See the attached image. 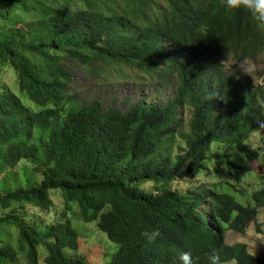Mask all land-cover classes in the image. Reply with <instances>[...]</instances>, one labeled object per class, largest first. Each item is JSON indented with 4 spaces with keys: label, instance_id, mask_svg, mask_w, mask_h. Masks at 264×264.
I'll use <instances>...</instances> for the list:
<instances>
[{
    "label": "trees",
    "instance_id": "obj_1",
    "mask_svg": "<svg viewBox=\"0 0 264 264\" xmlns=\"http://www.w3.org/2000/svg\"><path fill=\"white\" fill-rule=\"evenodd\" d=\"M52 1L58 6L0 0V73L12 67L20 92L0 83V209L10 210L0 216V264L21 256L41 264V247L45 264H89L65 253L79 245L68 220L38 227L26 219L27 206L53 207L54 189L118 246L107 264H179L189 250L208 264L213 249L223 264H264L247 244L227 242L230 229L246 234L258 219L264 187L248 204L205 185L172 189L208 164L242 170L244 158H258L247 143L264 131V68L257 82L239 62L264 66V32L246 13L226 14L222 0ZM64 59L128 68L173 85L174 96L166 105L127 101L126 110L79 103ZM179 109L190 114L185 131ZM145 229L160 238L147 243Z\"/></svg>",
    "mask_w": 264,
    "mask_h": 264
},
{
    "label": "rangeland",
    "instance_id": "obj_2",
    "mask_svg": "<svg viewBox=\"0 0 264 264\" xmlns=\"http://www.w3.org/2000/svg\"><path fill=\"white\" fill-rule=\"evenodd\" d=\"M44 1L46 6H58L56 1ZM28 20H36L34 12L28 17ZM250 63L255 67L253 78L256 79L255 81L261 82V78H257L254 73L263 70V64ZM61 65L66 66L65 59ZM69 65L66 67L71 70L73 78L69 94L75 96L79 103L98 99L105 108L118 107L126 110L131 103H135L140 99H147L151 103L158 102L166 105L174 96L173 85L158 80H149L145 75L125 67H107L91 70L89 67L78 63H69ZM227 67H230V65L228 64ZM0 83L20 93L17 88L16 72L9 65L2 66ZM21 96L27 105H31V101L26 95L22 93ZM127 101L130 104L126 103ZM178 112L179 120L182 121L185 131L187 122L190 119L189 111L179 109ZM247 145L259 155L256 160L249 161L248 165L247 159L244 158L245 161L240 162L243 166L242 170L233 169L231 171L211 163L208 164L209 170H203L194 174L193 177L175 181L172 184V189L184 193L189 190V187L195 190L197 187L205 185V189L215 188L220 192L234 195L243 204H248L252 200L253 194L264 187V179L257 176L264 174V131L254 132ZM28 167H30V164H28ZM144 189L148 192H154V184H146ZM243 195L247 197H243ZM50 197L53 201V207L49 211H42L39 208L27 206L26 219L29 224L45 227L68 220L78 233L79 245L77 250L66 249L65 253L67 256L85 258L89 264L109 263L112 256L117 252L118 246L111 242L104 232L99 230L96 222H84L79 215L77 202H66L62 190H51ZM9 212L10 210L0 209V216L9 214ZM16 238L15 234L14 241ZM227 242L231 245L236 243L247 244L253 255L264 257V208L260 209L258 219L248 227L246 234L230 229L227 234ZM46 255L47 251L44 247H41V264H45ZM19 264H26L22 256ZM225 264L238 263L234 261Z\"/></svg>",
    "mask_w": 264,
    "mask_h": 264
},
{
    "label": "clouds",
    "instance_id": "obj_3",
    "mask_svg": "<svg viewBox=\"0 0 264 264\" xmlns=\"http://www.w3.org/2000/svg\"><path fill=\"white\" fill-rule=\"evenodd\" d=\"M223 8L226 14L234 15L237 13H246L255 29L264 32V0H222ZM239 67L244 74L253 77L255 67L249 62V58L245 57L239 62ZM254 79V78H253ZM259 128H264V120L257 122ZM258 128V129H259ZM141 235L149 244L155 243L161 236L159 229H145ZM208 264H223L220 254L213 249L205 253ZM179 264H196L192 252L182 251L178 256Z\"/></svg>",
    "mask_w": 264,
    "mask_h": 264
}]
</instances>
